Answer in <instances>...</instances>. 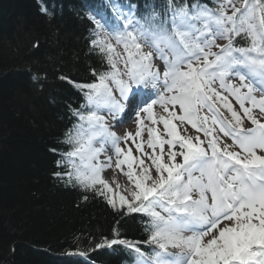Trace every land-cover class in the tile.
<instances>
[{
  "label": "snow or ice",
  "instance_id": "1",
  "mask_svg": "<svg viewBox=\"0 0 264 264\" xmlns=\"http://www.w3.org/2000/svg\"><path fill=\"white\" fill-rule=\"evenodd\" d=\"M123 7L115 23L106 7L90 17L89 50L106 68L90 83L59 77L84 102L68 106L69 150L53 175L117 215L147 217L149 251L118 229L96 248L122 245L134 264H264V0ZM46 78L31 76L41 89ZM129 114L135 132L112 131ZM115 170L123 183L105 178Z\"/></svg>",
  "mask_w": 264,
  "mask_h": 264
},
{
  "label": "trees",
  "instance_id": "2",
  "mask_svg": "<svg viewBox=\"0 0 264 264\" xmlns=\"http://www.w3.org/2000/svg\"><path fill=\"white\" fill-rule=\"evenodd\" d=\"M128 3L160 10L167 0H0V264H134L126 247L96 244L116 238L114 229L120 239L147 240L143 214L117 215L101 197L53 175L69 150L68 106L84 102L59 77L90 83L93 68H106L89 50L90 17L106 7L113 20ZM43 73L41 89L31 76Z\"/></svg>",
  "mask_w": 264,
  "mask_h": 264
},
{
  "label": "rangeland",
  "instance_id": "3",
  "mask_svg": "<svg viewBox=\"0 0 264 264\" xmlns=\"http://www.w3.org/2000/svg\"><path fill=\"white\" fill-rule=\"evenodd\" d=\"M157 111H159V109H158V107H157ZM135 120H136V117H135V115L134 114H132V116L124 123V124H120V126H118V129H117V131H118V133H120V132H123V133H125V132H128V131H131V132H135V130H136V124H135ZM145 123L147 124V123H149L147 120H145ZM121 126H123V127H121ZM156 127L157 128H159L160 130L162 129V124H160V125H156ZM186 127L188 128V130L191 132H188V134L189 135H193V136H195L194 134H196L195 132H194V130L193 129H191V127L189 126V125H186ZM113 131V130H112ZM117 133V134H118ZM193 133V134H192ZM122 134V133H121ZM119 135V134H118ZM197 135V134H196ZM139 139L140 138H137V142H139ZM145 139H146V133H145ZM228 143H231V141L230 140H228ZM128 146H131L132 148H133V154L134 155H136V156H139V153L138 152H136L135 151V145H124V147H128Z\"/></svg>",
  "mask_w": 264,
  "mask_h": 264
},
{
  "label": "bare ground",
  "instance_id": "4",
  "mask_svg": "<svg viewBox=\"0 0 264 264\" xmlns=\"http://www.w3.org/2000/svg\"><path fill=\"white\" fill-rule=\"evenodd\" d=\"M116 174V178L120 183L124 182V177L122 175V173H119V170H115V171H107L105 173V178H110L112 175Z\"/></svg>",
  "mask_w": 264,
  "mask_h": 264
}]
</instances>
